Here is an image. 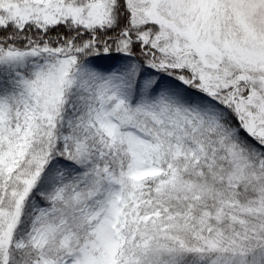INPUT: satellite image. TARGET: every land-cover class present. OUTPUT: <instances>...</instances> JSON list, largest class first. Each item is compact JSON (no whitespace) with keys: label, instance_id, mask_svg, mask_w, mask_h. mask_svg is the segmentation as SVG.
<instances>
[{"label":"snow or ice","instance_id":"6c2138e0","mask_svg":"<svg viewBox=\"0 0 264 264\" xmlns=\"http://www.w3.org/2000/svg\"><path fill=\"white\" fill-rule=\"evenodd\" d=\"M0 264H264V0H0Z\"/></svg>","mask_w":264,"mask_h":264}]
</instances>
